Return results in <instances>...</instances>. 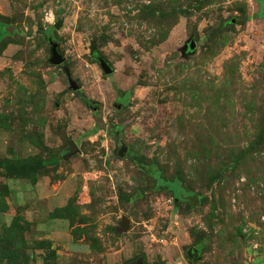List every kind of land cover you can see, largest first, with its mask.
<instances>
[{"label": "rangeland", "instance_id": "374dc122", "mask_svg": "<svg viewBox=\"0 0 264 264\" xmlns=\"http://www.w3.org/2000/svg\"><path fill=\"white\" fill-rule=\"evenodd\" d=\"M0 31V250L14 264H45L49 245L48 264H264V0H0ZM35 157L36 181L6 176ZM135 159L179 174L184 198Z\"/></svg>", "mask_w": 264, "mask_h": 264}, {"label": "trees", "instance_id": "16d2710c", "mask_svg": "<svg viewBox=\"0 0 264 264\" xmlns=\"http://www.w3.org/2000/svg\"><path fill=\"white\" fill-rule=\"evenodd\" d=\"M259 1H262V0H259ZM3 34H4V32L0 31V37L1 38L4 36ZM263 137L261 139H263ZM135 161L139 166H141L142 169H144L148 174L153 175L160 182V184L158 186L165 184L171 190L175 191V194H176L175 197L177 200H182L184 198L182 196V194H184L185 192L183 191V188L181 187L182 180H181V176H179V174H173L172 177L163 176L162 173L160 174L161 170H155L151 167L146 168L143 165V162L141 160L135 159ZM41 167H43L42 161L37 159V157L24 160L20 163L8 162L7 163L6 176H9V177H13V176H15V177H28L32 181H36L37 180V174L39 173V169ZM194 194L196 195V200L194 199V203L197 201H200L201 200L200 195L198 193H194ZM45 243L47 244V243H49V241L44 240L43 244H45ZM48 248H49V251L51 250V252H49V254H47V255L46 254L44 255L45 264L49 263L48 260L51 256L57 258L56 251L51 249L50 245ZM23 253H25V252H23ZM18 255H19L18 252H13L11 250H7V249L0 250V262H1V259H4L7 256L11 259V261H12L11 264H14ZM7 257H6V259H7ZM24 257H25V259H23L22 264L28 263L29 261H31L34 258V255H33V253L32 254L31 253H29V254L25 253ZM138 263L143 264L142 262H138Z\"/></svg>", "mask_w": 264, "mask_h": 264}, {"label": "water", "instance_id": "95a60500", "mask_svg": "<svg viewBox=\"0 0 264 264\" xmlns=\"http://www.w3.org/2000/svg\"><path fill=\"white\" fill-rule=\"evenodd\" d=\"M62 21L59 20L56 24L55 27L59 28V26H61ZM13 26H9L7 28V30L9 32H12ZM49 43L51 45V56L49 61L54 64V65H63V68L66 72L67 78H68V82L70 85V88L74 91H78L81 88V85L78 83V81L73 77L71 70L68 66H66L64 64L66 58L63 55V53L60 52L59 47H60V43L56 40H54V38L52 36H49ZM197 46L196 42L191 39L188 45L189 49H194ZM94 58L97 60V62L99 63L101 69L103 70V72L106 75H110L112 73H114L115 68L110 64L109 61L106 60V58L98 53L94 54ZM78 150V146L76 145L74 140H71V144L68 150V154L73 153L75 151ZM127 150V146L124 142H122V146H121V150L119 151L120 155L123 156L124 152ZM129 223V218L127 216L124 217V220L121 224V228L125 229L127 228Z\"/></svg>", "mask_w": 264, "mask_h": 264}, {"label": "crops", "instance_id": "0c3cea01", "mask_svg": "<svg viewBox=\"0 0 264 264\" xmlns=\"http://www.w3.org/2000/svg\"><path fill=\"white\" fill-rule=\"evenodd\" d=\"M2 214L0 213V216H1ZM56 221V220H55ZM55 223V222H54ZM57 231H51V233H53V235L54 236H57V233H56ZM50 233V234H51ZM66 243V244H65ZM65 243H63V244H58V245H64L65 247H66V245H71L72 247H74V248H76V250L79 248V246H78V244H76V243H74L73 241L72 242H70V241H66ZM60 251V250H59ZM78 251V250H77Z\"/></svg>", "mask_w": 264, "mask_h": 264}, {"label": "flooded vegetation", "instance_id": "af4514ba", "mask_svg": "<svg viewBox=\"0 0 264 264\" xmlns=\"http://www.w3.org/2000/svg\"><path fill=\"white\" fill-rule=\"evenodd\" d=\"M117 105V107H121V104H116ZM122 146V145H121ZM134 264H139V263H134Z\"/></svg>", "mask_w": 264, "mask_h": 264}]
</instances>
